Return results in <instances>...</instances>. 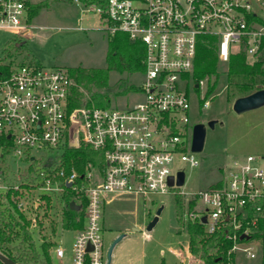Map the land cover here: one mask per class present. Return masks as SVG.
Returning a JSON list of instances; mask_svg holds the SVG:
<instances>
[{"label": "built area", "instance_id": "obj_1", "mask_svg": "<svg viewBox=\"0 0 264 264\" xmlns=\"http://www.w3.org/2000/svg\"><path fill=\"white\" fill-rule=\"evenodd\" d=\"M75 1L85 6L84 15L97 14L110 38L123 36L143 45V98L126 108L86 107L82 97L72 106L77 84L70 69L23 63L0 72L3 170H31L32 187L40 194L74 192L78 200L86 199L84 226L75 230L72 241V264H106L102 214L109 195H185L194 203L184 211L186 220L200 222L208 234L221 231L228 253L242 250L255 258L254 245L264 241V156L231 158L219 183L197 193L178 190L176 179L184 171L178 164H199L191 150L194 125L189 119L198 47L213 37L221 63L239 52L248 62L258 60L264 53V0ZM27 2L0 0L1 30L30 35ZM80 145L86 171L78 185L76 171L56 168L54 158L65 146ZM0 188L21 190V185L0 183ZM23 202L19 207L24 208ZM39 203L40 198L34 200ZM54 253L64 257L61 247ZM188 258L186 264H196Z\"/></svg>", "mask_w": 264, "mask_h": 264}, {"label": "rangeland", "instance_id": "obj_2", "mask_svg": "<svg viewBox=\"0 0 264 264\" xmlns=\"http://www.w3.org/2000/svg\"><path fill=\"white\" fill-rule=\"evenodd\" d=\"M28 2L40 5L37 14L30 19V35L20 37V52H16L15 48L7 49L6 46L14 35L0 29V60L5 63L13 61L12 66L24 62L46 68L62 67L70 70L76 66H106L110 37L100 29L97 14L89 12L84 15L82 11L85 6L75 0ZM116 39L128 40L123 36H117ZM6 49L9 51L8 55ZM142 72H109L108 87L102 92L109 95L111 107L126 108L142 100L143 96L139 91L143 80ZM218 72L215 90L206 99L207 107L201 106L200 102L205 81L196 82L194 79V83L200 88L199 96L190 88V125L202 123L206 133L202 150L194 152L198 166L189 167L185 163L177 165V168L183 169L185 173V183L178 190L186 194L197 193L210 185L218 184L223 176V169L233 157L247 154L264 156V106L236 113L232 109L233 102L227 101L226 97V66L218 64ZM211 120L216 121L213 127L208 125ZM18 166L24 168L25 165L21 163ZM10 167L16 168V164L11 160ZM0 183L11 187L15 184L30 185L27 200L30 216L37 218L36 221L32 220L30 227L35 242L40 244L42 237L46 241L53 239L54 249L51 247L49 250L51 263L72 264L71 247L75 230L65 229L61 225L62 205L53 201V198L60 194L51 195L52 204L49 207H46L43 201L40 206H34V200L41 194L32 187V171L7 173L3 170L1 162ZM5 191L0 188V193ZM173 202L172 194H154L146 197L118 196L115 201L105 204L102 214L104 247L107 249L115 237L125 234L113 249L115 264H158L161 260L165 264H181L183 259L187 261L188 235L175 234L173 231ZM159 207H162V210L158 221L151 231H147L146 227ZM34 212L36 215H33ZM141 225L142 228L135 227ZM56 246L64 251L61 260L55 256ZM254 252L256 257L249 258L242 250L237 251L234 264H264V241L254 245ZM190 257L193 258L191 255Z\"/></svg>", "mask_w": 264, "mask_h": 264}, {"label": "trees", "instance_id": "obj_3", "mask_svg": "<svg viewBox=\"0 0 264 264\" xmlns=\"http://www.w3.org/2000/svg\"><path fill=\"white\" fill-rule=\"evenodd\" d=\"M85 1L98 2L100 0ZM27 6L29 19H31L39 11L40 5L27 2ZM21 39L18 36H13L6 45L7 49L15 48L16 52H20ZM7 49L6 54L8 55ZM143 61L144 47L140 42L129 39L117 40L116 37L109 38L104 68L76 66L70 70L77 84L73 90L71 105L73 106L74 101H79L82 97L86 107L110 106L109 95L102 92L108 87L109 72L112 70L130 74L142 72L144 70ZM12 62L5 63L4 60H0V72L8 73ZM218 64L226 66L227 101L234 102L239 97L264 89V53L258 60L248 62L244 53L239 52L230 55L226 63H221L215 52V39L208 37L198 47L194 66L195 81H205L203 97L200 99L201 106L215 90L219 78ZM194 91L199 96L200 88L195 87ZM54 160L56 168L64 167L67 172L74 169L77 173L76 183L80 185L86 171L83 145L65 146ZM0 162L2 166H5L2 160ZM97 163L99 168L104 164L101 152L97 153ZM5 171H8L7 167H5ZM30 189V186L25 184L21 185V190L9 188L0 193V251L18 264H52L49 250L53 247V242L43 240L37 245L30 229L32 219L26 211H30V207L25 209L18 205L22 199H27ZM173 196V222L175 223L173 231L175 234L186 233L188 235V252L199 263L192 258L193 261L196 264H234L235 254L228 253L229 244L225 243L223 233L219 231L208 234L200 222L186 220L184 211L186 208L193 207V201H187L181 194L176 193ZM39 198L38 206L42 201L46 207L52 204V197L49 195L41 194ZM53 201L55 204L62 205L61 225L63 228L77 230L84 226L86 205L84 197L78 200L76 193L71 192L60 194L57 198H53ZM35 220H37L36 217ZM187 261H189L188 257ZM158 264H165V262L161 260Z\"/></svg>", "mask_w": 264, "mask_h": 264}, {"label": "water", "instance_id": "obj_4", "mask_svg": "<svg viewBox=\"0 0 264 264\" xmlns=\"http://www.w3.org/2000/svg\"><path fill=\"white\" fill-rule=\"evenodd\" d=\"M195 87H198V85H195ZM264 106V89L257 90L255 92H252L246 96L239 97L235 99V101L232 104V109L236 113H243L246 111L254 110L259 107ZM216 123L215 120H211L208 122V125L210 127H213L214 124ZM205 133L206 129L204 124L202 123H197L194 124L193 129H192V140H191V150L193 152H200L203 148L204 145V139H205ZM184 171H179L177 173V179H176V185L177 186H182L184 184ZM168 183L170 185L173 184V177L170 176L168 178ZM162 210V207H159L153 218L149 221L147 225V230H150L158 221V216ZM204 221V217L202 218ZM133 230H137V228H133ZM125 236L124 233L118 235L115 237L111 243L109 244L107 248V253H106V264H111L112 261V253L115 245L120 241L123 237ZM88 249H91V247H88ZM0 263L1 264H18L16 261L13 259L7 257L0 251Z\"/></svg>", "mask_w": 264, "mask_h": 264}, {"label": "crops", "instance_id": "obj_5", "mask_svg": "<svg viewBox=\"0 0 264 264\" xmlns=\"http://www.w3.org/2000/svg\"><path fill=\"white\" fill-rule=\"evenodd\" d=\"M118 197H113V196H111V195H109L108 197H107V200L105 201V203H104V206H105V204L106 203H109V202H113V201H115V199H117ZM24 207H25V209H27L26 207H29V203H28V200L26 199V200H24ZM34 206H38L37 204H33ZM27 211V215L33 220V221H36L35 220V216H33V217H31L30 216V211H28V210H26ZM33 215H36L35 214V212H34V214ZM39 224H41L40 222H39ZM41 225H39V227H40ZM142 226L143 225H141V226H135V227H137L138 229L141 227L142 228ZM41 227H43V226H41ZM44 239H43V237L41 238V241H43ZM41 241H40V243H41ZM51 242H53L54 243V240L52 239L51 240ZM54 246H55V243H54V245H53V249H54ZM56 247H58V246H56ZM188 254H189V256H190V253L187 251V256L186 257H188ZM196 262H198V260H196V259H194ZM199 263V262H198ZM1 264V263H0ZM111 264H115V253L113 252L112 253V261H111ZM181 264H186V262L184 261V259H183V261H181Z\"/></svg>", "mask_w": 264, "mask_h": 264}]
</instances>
